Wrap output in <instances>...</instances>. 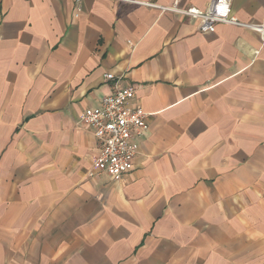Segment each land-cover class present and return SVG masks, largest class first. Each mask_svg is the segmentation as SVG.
<instances>
[{
  "label": "crops",
  "instance_id": "1",
  "mask_svg": "<svg viewBox=\"0 0 264 264\" xmlns=\"http://www.w3.org/2000/svg\"><path fill=\"white\" fill-rule=\"evenodd\" d=\"M173 4L0 0V264H264V42ZM106 73L148 126L121 182L80 122Z\"/></svg>",
  "mask_w": 264,
  "mask_h": 264
},
{
  "label": "built area",
  "instance_id": "2",
  "mask_svg": "<svg viewBox=\"0 0 264 264\" xmlns=\"http://www.w3.org/2000/svg\"><path fill=\"white\" fill-rule=\"evenodd\" d=\"M181 1L174 0L172 6L162 9L197 19L198 30L203 33L214 32L218 23L231 24L257 32L264 42V23L240 22L231 12L232 0H209L205 8L193 5L181 7L178 5ZM104 77L112 81L111 91L101 98L98 107L86 108L80 115V122L91 129L99 146L89 175L106 173L115 181L121 182L132 168L148 128L146 113L137 102L133 85L119 87V78L112 73H106Z\"/></svg>",
  "mask_w": 264,
  "mask_h": 264
}]
</instances>
